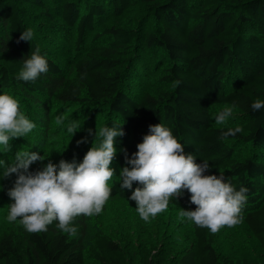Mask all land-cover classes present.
I'll return each instance as SVG.
<instances>
[{"label": "trees", "instance_id": "trees-1", "mask_svg": "<svg viewBox=\"0 0 264 264\" xmlns=\"http://www.w3.org/2000/svg\"><path fill=\"white\" fill-rule=\"evenodd\" d=\"M21 3L38 5L43 16L49 14L46 0H0V94L25 105L35 133L48 130L50 103L104 110L103 126L121 125L125 133L114 140L118 178L109 185L111 197L129 198L142 185L134 182L131 190L121 189L120 171L130 167L121 149L130 159L149 125L161 123L184 145L186 155H194L197 163L209 162L206 175L223 174L236 190L248 189L241 216L264 257V109L253 112L250 107L257 99L264 101V0H51L64 23L75 28L77 50L85 48L88 34L99 22L144 4L146 15L136 28L109 25L95 30L69 78L34 38L19 39L28 29L27 10ZM148 19L155 24L141 31ZM37 47L48 62L47 73L34 82L17 79L23 61ZM159 53L168 63L155 93L128 89L127 80L149 73L145 58L153 60ZM214 104L235 105L243 117V131L222 139L223 131L235 127L212 125L209 107ZM27 140L38 151V141ZM243 144L252 148V154L236 159L235 147ZM177 200L195 210L187 190ZM57 225L54 221L40 233L4 231L0 264H84L81 218L73 221L74 234ZM192 234V245L173 264H221L214 248L216 234L194 223ZM88 255L97 264H130L120 245L99 231L91 239ZM143 264H156L150 252H144ZM223 264L250 263L235 259Z\"/></svg>", "mask_w": 264, "mask_h": 264}, {"label": "clouds", "instance_id": "clouds-1", "mask_svg": "<svg viewBox=\"0 0 264 264\" xmlns=\"http://www.w3.org/2000/svg\"><path fill=\"white\" fill-rule=\"evenodd\" d=\"M32 29L21 33L20 40L30 41ZM48 62L37 47L29 58L23 61V67L17 79L34 82L41 74L47 73ZM236 106H225L215 117L217 125H224L233 115ZM253 112L264 109V101L257 99L251 105ZM63 117H57V123H63ZM36 127L20 109L17 99L9 94H0V146L3 151H11L10 141L25 137ZM78 121L67 126V132L73 135L80 129ZM92 146L84 155L82 162L60 160L54 164L51 160L35 172L29 171L34 162H43L45 155L36 152L17 151L15 162L0 160L4 167L2 179L13 174L16 176L8 196L13 201L9 205L7 220L15 222L29 233H40L54 221L58 228L74 234L73 221L78 216L91 217L102 212L111 197L109 181L114 176L110 166L116 156L114 140L124 136L121 125L99 127L93 133ZM240 126L228 128L222 132V139L242 132ZM98 141V144L96 143ZM88 143V137L77 141V145ZM137 151L129 159L126 149V164L120 171L121 189H132L134 182L142 185L132 191L130 200L135 201L136 210L141 219L168 210L170 201L179 199L187 190L190 203L195 210L179 211L181 218L194 223L197 227L207 228L216 234L223 227H233L242 220L241 212L246 203V187L239 190L226 182L223 174L206 175L210 165L208 161L196 162L192 154H185L184 145L161 123L149 125V132L137 145Z\"/></svg>", "mask_w": 264, "mask_h": 264}, {"label": "rangeland", "instance_id": "rangeland-1", "mask_svg": "<svg viewBox=\"0 0 264 264\" xmlns=\"http://www.w3.org/2000/svg\"><path fill=\"white\" fill-rule=\"evenodd\" d=\"M61 1V0H59ZM51 0H46L49 14L43 16L44 12L38 5H29L21 3L27 10V17L24 18L28 29H32L33 38L39 43L38 46L45 49V55L51 58L62 68L64 78H69L73 74V64L75 60L83 55V50L89 46L90 38L95 30L104 26L116 25L124 28H136L143 16L146 15L143 10L144 4H139L133 8L122 12L120 15H110L99 22L95 30L90 32L85 40V48L77 50L76 30L68 27L60 16V8L53 9ZM49 16V18H48ZM155 24L153 19H148L146 28L141 31L150 30ZM151 59V58H150ZM145 63L149 67V73L143 77L132 78L125 82L128 89L149 92L154 94L155 89L160 85L159 76L167 66L168 60L161 53L148 60ZM21 111L26 114L25 105L21 104ZM227 104H214L209 107L211 122L213 126H240L243 125V117L240 112L234 108L233 115L228 118L224 125L215 123L216 115L223 110ZM94 108V109H93ZM66 108L54 103L49 104V117L46 124L47 131L41 133L32 130L25 137L10 141L11 151L4 152L3 146H0V160L7 163L15 162V154L22 146L28 145L30 152H36L45 157L43 162L37 161L30 165L29 171L35 172L42 168L51 160L54 164H59L60 160L80 163L84 155L92 146V136H88V129L93 133L99 127H102L106 120V112L95 107ZM62 116L63 123H57L56 118ZM78 121L81 128L73 135L67 132V126L72 121ZM88 137V143L77 145V141ZM35 138L38 151H35V145L27 144V138ZM27 141V142H26ZM29 143V142H28ZM98 144V141L96 142ZM15 149V150H13ZM252 154V148L243 144L235 147L234 155L236 159L242 160ZM116 156L111 163L114 169V176L109 181V185L118 178V169L116 165ZM4 167L0 166V235L8 229L24 230L20 225L19 219L15 222H9L7 215L9 205L13 202L8 196V190L13 187L16 176L13 174L7 179H2ZM181 209L191 210L177 199L173 198L168 206V210L150 217L149 221L140 218L135 201L129 198L118 196L111 197L102 212L91 217L79 216L85 228L83 240L84 264H97L88 255V246L93 235L96 232L108 234L122 248L130 264H143L144 252H150V255L156 264H173L175 259L189 246L192 245L194 237L192 234V222L187 218H181L179 211ZM214 248L221 264L226 260L243 259L248 263H264L263 252L246 227L243 220L233 227H223L216 233Z\"/></svg>", "mask_w": 264, "mask_h": 264}]
</instances>
